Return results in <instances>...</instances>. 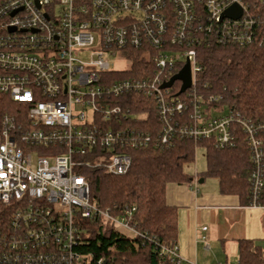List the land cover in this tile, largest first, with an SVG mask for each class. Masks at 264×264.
Segmentation results:
<instances>
[{
  "label": "built area",
  "instance_id": "2783aa9c",
  "mask_svg": "<svg viewBox=\"0 0 264 264\" xmlns=\"http://www.w3.org/2000/svg\"><path fill=\"white\" fill-rule=\"evenodd\" d=\"M232 6L240 16L222 17ZM210 41L264 46V0H0V207L8 213L0 264H89L77 250L84 219L143 237L135 206L101 210L78 168L124 175L130 152L152 141L177 136L229 149L244 139L248 206L264 209V121L197 90V47ZM117 56L125 69L110 67ZM186 64L190 87L179 93L178 80L163 87ZM151 111L160 124L155 139L135 125ZM157 251L182 261L176 243Z\"/></svg>",
  "mask_w": 264,
  "mask_h": 264
},
{
  "label": "trees",
  "instance_id": "16d2710c",
  "mask_svg": "<svg viewBox=\"0 0 264 264\" xmlns=\"http://www.w3.org/2000/svg\"><path fill=\"white\" fill-rule=\"evenodd\" d=\"M133 67L139 65L137 54H131ZM201 71L197 90L203 96L221 95V104L252 121H264V46H231L216 41L197 47ZM5 101L9 104L8 100ZM136 114H139L138 112ZM139 119L137 128L149 129L153 139L160 124L154 112ZM196 146L206 148V169L201 178H215L222 194H234L248 206L250 156L244 139L229 149L216 148L210 141L173 137L164 145L153 141L130 152L132 163L124 175L108 174L101 167H79L89 184L90 199L101 210L116 215L124 206L134 205L133 222L143 237H127L100 219L80 222V254L90 255L95 264H174L159 257L157 244L175 243L176 208L166 202L168 185H183L192 177L185 171L194 162ZM259 203L264 206V187ZM8 213L0 207V221ZM237 264H264V252L252 240L238 241Z\"/></svg>",
  "mask_w": 264,
  "mask_h": 264
},
{
  "label": "crops",
  "instance_id": "0c3cea01",
  "mask_svg": "<svg viewBox=\"0 0 264 264\" xmlns=\"http://www.w3.org/2000/svg\"><path fill=\"white\" fill-rule=\"evenodd\" d=\"M201 174L166 189L167 204L176 208L180 264H237L239 240H252L260 247L264 209L244 206L237 195L222 194L216 179L207 181Z\"/></svg>",
  "mask_w": 264,
  "mask_h": 264
},
{
  "label": "rangeland",
  "instance_id": "374dc122",
  "mask_svg": "<svg viewBox=\"0 0 264 264\" xmlns=\"http://www.w3.org/2000/svg\"><path fill=\"white\" fill-rule=\"evenodd\" d=\"M79 58L83 61H88L90 59V52H81L79 54ZM109 61V65L110 67L117 69V70H123L125 69V65L123 63H121L120 61V57H109L108 58ZM177 86V85H175ZM224 114V113H223ZM215 116V114H214ZM206 169V148L204 146H196L195 148V153H194V162L189 165L188 167H185V171L188 175L192 176L197 174H201L203 172H205ZM215 178H208L207 181H214L216 182V180H214ZM261 213L264 214V211H261ZM119 231L123 234H125L127 237H131L129 235V233H127L126 231L120 230ZM257 244L261 247L262 251L264 252V232L262 233V238L257 240ZM215 252V251H214ZM219 252L222 255V251L219 250ZM87 261H89V259H86Z\"/></svg>",
  "mask_w": 264,
  "mask_h": 264
},
{
  "label": "water",
  "instance_id": "95a60500",
  "mask_svg": "<svg viewBox=\"0 0 264 264\" xmlns=\"http://www.w3.org/2000/svg\"><path fill=\"white\" fill-rule=\"evenodd\" d=\"M239 16H240V10L236 6H232L228 8L222 14V17L231 18V19H235ZM176 80L181 82V88L179 90V93H182L183 91H185L187 88L190 87L191 75H190L188 64H186L184 69L180 71L177 75H175L168 83H165L163 87H170L173 84V82ZM202 182H203L202 179L198 181L199 184H201ZM103 264H105V262Z\"/></svg>",
  "mask_w": 264,
  "mask_h": 264
}]
</instances>
